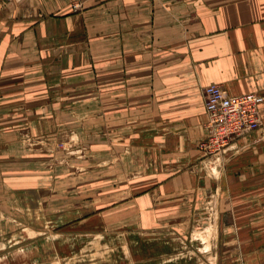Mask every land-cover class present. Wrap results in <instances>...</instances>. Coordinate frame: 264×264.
I'll use <instances>...</instances> for the list:
<instances>
[{"label": "crops", "instance_id": "crops-1", "mask_svg": "<svg viewBox=\"0 0 264 264\" xmlns=\"http://www.w3.org/2000/svg\"><path fill=\"white\" fill-rule=\"evenodd\" d=\"M210 84L264 96V0L0 1V218L11 221L17 192L52 182L43 167L15 180L16 160L31 159L26 139L45 140L52 126L58 138L64 125L85 153L118 154L114 184L134 209L109 218L99 206L101 226L83 220L77 233L117 226L132 264H264V104L262 127L204 174ZM140 152L156 166L135 161ZM205 227L202 250L194 236Z\"/></svg>", "mask_w": 264, "mask_h": 264}, {"label": "rangeland", "instance_id": "rangeland-1", "mask_svg": "<svg viewBox=\"0 0 264 264\" xmlns=\"http://www.w3.org/2000/svg\"><path fill=\"white\" fill-rule=\"evenodd\" d=\"M53 128L45 140L36 137L26 139L32 148L30 160L22 158L20 145L16 147V158H22L15 162L16 181H21L19 174L25 171L30 172V179L35 180L43 167L41 171H47L48 174L46 180L52 182L44 190L36 192L37 195L17 192L20 199H16L13 211L10 210L12 213L8 219L11 221L6 224L7 218H0V264H132V259L126 257L125 238L121 233L115 234L117 226L109 228L105 234L77 233L81 229L78 223L83 220L88 221L86 226L92 223L101 226L102 217L98 213L102 210H99V206L110 210L109 218L118 208L121 214L134 215V209L131 210L132 206L123 198L125 194H121L119 187L114 184L124 179L120 174L121 169L117 168L118 163H110L118 160L114 156L118 154L103 158L96 153H85L84 148H81L83 141L78 135L72 134L63 125L60 136L55 138ZM88 139L92 140V137ZM47 156L48 160L44 161L43 158ZM205 156L204 174H207L214 165V157ZM133 158L135 161L143 158L137 162L146 168H150L151 163L156 166L157 157L149 154L140 152V157ZM24 160L28 164L25 168L22 165ZM61 190V200H55L54 196L46 198V201L41 198ZM70 193H78L79 199L70 200ZM62 208L59 212L63 215L61 217L56 212ZM133 218L135 220V216ZM210 220L213 224L214 215ZM201 231L202 236L196 234L194 237L199 236L205 242L200 244L196 241V245L205 250L211 233L206 227Z\"/></svg>", "mask_w": 264, "mask_h": 264}, {"label": "built area", "instance_id": "built-area-1", "mask_svg": "<svg viewBox=\"0 0 264 264\" xmlns=\"http://www.w3.org/2000/svg\"><path fill=\"white\" fill-rule=\"evenodd\" d=\"M15 2L16 0H0ZM82 8L81 1L73 3L75 11ZM207 114L206 135L199 143V149L209 157L221 156L238 136L262 127V105L264 96L249 92L231 95L218 84L202 89Z\"/></svg>", "mask_w": 264, "mask_h": 264}, {"label": "water", "instance_id": "water-1", "mask_svg": "<svg viewBox=\"0 0 264 264\" xmlns=\"http://www.w3.org/2000/svg\"><path fill=\"white\" fill-rule=\"evenodd\" d=\"M16 1H18V0H16ZM214 207H215V202H214ZM214 218L216 219V214L214 213Z\"/></svg>", "mask_w": 264, "mask_h": 264}]
</instances>
